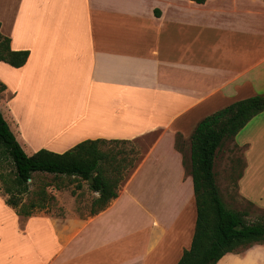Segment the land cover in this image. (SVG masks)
I'll return each mask as SVG.
<instances>
[{
    "label": "crops",
    "instance_id": "crops-1",
    "mask_svg": "<svg viewBox=\"0 0 264 264\" xmlns=\"http://www.w3.org/2000/svg\"><path fill=\"white\" fill-rule=\"evenodd\" d=\"M0 23L29 51L21 67L0 61V112L27 154L156 133L94 215L23 220L0 194V250L29 242L13 264H177L197 220L177 138L264 94V0H0ZM227 143L244 151L233 201L264 211V111ZM217 264H264V243Z\"/></svg>",
    "mask_w": 264,
    "mask_h": 264
},
{
    "label": "trees",
    "instance_id": "trees-1",
    "mask_svg": "<svg viewBox=\"0 0 264 264\" xmlns=\"http://www.w3.org/2000/svg\"><path fill=\"white\" fill-rule=\"evenodd\" d=\"M193 1L204 3L207 0ZM10 43V38L0 30V61L14 67L23 66L28 60L29 51L13 50ZM263 111L264 94H257L235 101L197 124L190 137V174L197 203L196 227L191 247L184 251L177 264H217L228 252L240 251L255 242L264 243V221L249 222L248 211L229 208L222 197L215 173V159L224 141L233 139ZM128 141L87 139L63 153L40 149L29 155L0 112V156H5L14 166L11 178L1 176L7 195L6 203L20 216L28 217L33 215L34 209H42L54 202L55 195L48 191L51 182L37 184V188L31 190L29 181H34V174L45 173L53 175L57 189H61L64 179L67 181L64 185L75 182L78 189L86 181L89 189L98 193L89 215L104 210L118 196L121 183L136 167V163L133 159L129 160L124 151L105 150L103 146ZM28 193L31 196L26 202L24 195ZM0 194L3 195L1 184Z\"/></svg>",
    "mask_w": 264,
    "mask_h": 264
},
{
    "label": "rangeland",
    "instance_id": "rangeland-1",
    "mask_svg": "<svg viewBox=\"0 0 264 264\" xmlns=\"http://www.w3.org/2000/svg\"><path fill=\"white\" fill-rule=\"evenodd\" d=\"M263 93V92H261ZM155 134L148 135L147 137L128 141L125 143H107L103 146V149H114L117 151H124V154L130 159L135 160L137 163L139 156L142 151H147L149 145L155 138ZM177 147L180 149L184 155L185 166L187 172L190 173L191 169V144L190 142L184 143L182 139L178 138ZM244 151L242 147L237 145H232L227 143V140L224 141L218 154L215 159V173L216 181L220 188L222 197L226 205L234 210L248 211L250 212V218H247L249 222H256L263 220L264 221V211L259 208L253 207L250 203L236 202V193H237V179L241 175L244 166ZM132 170V169H131ZM131 172V171H130ZM14 175V166L12 162L7 159L5 156H0V184L2 186L3 196H7L4 191V181L2 177L11 178ZM129 175V173H128ZM53 175L45 173H36L34 174V181H29L31 184V190L37 188V184H43L45 181L52 183L48 187V191L51 194L55 195V201L47 204L44 208H36L33 211V215L38 214H57L62 215L64 213L75 212L81 215L89 214L93 199L97 196L95 192L89 189L86 181H83L82 188L78 189L76 187L77 183H69L64 185L63 183L67 182L66 179L63 180L61 189H57L54 185ZM30 193L24 195V201H28ZM236 200V201H233ZM27 217H23L25 220ZM39 240L37 242V248L39 245ZM12 247V248H11ZM15 248L16 250H13ZM30 245L23 244L21 247L17 244L14 245L13 242L9 241L7 246H4L0 250V264H13L18 259L19 253L22 251L26 253L29 251ZM33 248V246H32ZM40 254V253H39ZM40 256V255H39Z\"/></svg>",
    "mask_w": 264,
    "mask_h": 264
},
{
    "label": "water",
    "instance_id": "water-1",
    "mask_svg": "<svg viewBox=\"0 0 264 264\" xmlns=\"http://www.w3.org/2000/svg\"><path fill=\"white\" fill-rule=\"evenodd\" d=\"M89 181H90V182H92V181H93V179H92V178H90V179H89Z\"/></svg>",
    "mask_w": 264,
    "mask_h": 264
},
{
    "label": "bare ground",
    "instance_id": "bare-ground-1",
    "mask_svg": "<svg viewBox=\"0 0 264 264\" xmlns=\"http://www.w3.org/2000/svg\"><path fill=\"white\" fill-rule=\"evenodd\" d=\"M44 135V134H43Z\"/></svg>",
    "mask_w": 264,
    "mask_h": 264
}]
</instances>
